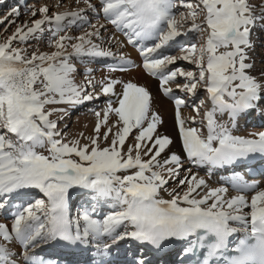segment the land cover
I'll list each match as a JSON object with an SVG mask.
<instances>
[{
    "label": "snow or ice",
    "instance_id": "snow-or-ice-1",
    "mask_svg": "<svg viewBox=\"0 0 264 264\" xmlns=\"http://www.w3.org/2000/svg\"><path fill=\"white\" fill-rule=\"evenodd\" d=\"M81 3L86 7L51 14L47 5L26 8L30 19L17 23L23 7L17 0L0 17L4 31L16 25L0 40V215L13 209L10 226L0 222V264H69L61 255H42L45 247L87 252L88 264H112L113 249L126 240L127 264H153L152 256L176 244V264H264L259 182L234 174L237 194L229 196L228 187H210L184 168L187 160L211 172L264 156V131L234 134L240 116L259 111L264 100V67L253 74L249 55L252 30L264 31V0H76ZM88 11L105 23L91 22ZM73 27L78 35L70 34ZM189 32L200 33L203 43L164 53ZM33 40L51 50L31 48ZM129 45L140 65L123 53ZM101 59L113 61L104 65L108 73L142 66L159 81L174 103L184 156L162 155L173 140L158 131L163 119L149 89L111 74L98 79L91 65ZM177 60L197 71L170 68ZM171 84L192 96L202 87L211 110L197 120L201 100L193 105L196 116L182 118L186 101ZM101 96L107 100L103 115L93 110V133L79 134L85 143L68 139L59 124L69 110ZM225 115L227 122L217 119ZM129 137L134 142L125 148ZM34 191L37 198L25 203ZM76 193L81 202L73 207Z\"/></svg>",
    "mask_w": 264,
    "mask_h": 264
},
{
    "label": "rangeland",
    "instance_id": "rangeland-1",
    "mask_svg": "<svg viewBox=\"0 0 264 264\" xmlns=\"http://www.w3.org/2000/svg\"><path fill=\"white\" fill-rule=\"evenodd\" d=\"M20 2L23 4V7H21V15H20L17 23H23L24 21L30 19L29 16L24 14L26 8H32V7L39 8L42 5H47L49 7V10H50L49 14H51L54 11L55 12H63L66 10L70 11V10H73L75 8L86 7L82 3L79 5L76 4V0H56V1H54V0H51V1L50 0L49 1H46V0H20ZM93 2H96V0H93ZM16 3H17V0H0V17H3L10 10V8L13 7ZM176 11L177 12H180V11L186 12L187 10L183 9V8H178V9H176ZM86 15H87L88 19L93 23H105V21L103 19H98L97 17H95L91 11L86 12ZM36 18H39V16ZM200 18L201 19L203 18V14H201ZM15 26L16 25H13L11 28L8 29V31H4V25H0V40H3L8 35H10L14 31ZM108 28L111 30L112 26L108 25ZM260 32H262L263 33L262 36H264V31L260 30ZM79 33H80L79 28L73 27L70 30V34H72V35H78ZM200 35L201 34L197 33V32H189L186 36L179 37L177 39V42L171 44V46H169V47H166L163 51L165 54L179 55L180 54V51H179V45L180 44L197 43L199 45V44L203 43V40L200 39ZM47 36H48V33L46 32L45 38H47ZM255 38L256 37L253 36V40ZM262 40H264V39H262ZM254 42H255V40H254ZM263 43H264V41H263ZM29 45L31 46V48H35V47L39 46L41 48V50H49V51L51 50V49H46L44 40H40V41L33 40V41L29 42ZM20 46H28V45H20ZM255 47H258L260 50L261 49L264 50V45L260 46L259 44H257V42H256ZM134 49H133V51L137 54V59H138L136 64L140 65L142 63V58L138 55V53H137L138 51L136 49L135 50ZM113 50L116 51L117 49H113ZM253 58H257V57H253ZM111 61H112L111 59H108L107 61L103 59V61L99 60L97 63L91 65L94 69H96L97 72L95 74H96L98 79L103 78L105 75L111 74V75H114L115 78H117V79H123L125 81L130 80L134 83H137L138 85L146 86L154 97V102L152 105L153 110L156 111L162 117L163 122H165V120H168L167 116H169V115H170V119H174V103L170 98L165 97L162 94V92L159 89V81L157 79H153V77L149 76L144 71L142 66L139 68H132L126 73H121V72L108 73L107 68L104 67V65L110 64ZM254 61H255V65L264 66V63H262V61H260V60L259 61L254 60ZM170 68H173V69L180 68L184 71H194V72L197 71L196 66L194 64L189 63L187 61H183V60H177L175 64L170 66ZM80 78L81 77H79V79ZM77 80H78V77H77ZM183 82H184L183 78H181V77L177 78V83H183ZM170 86L173 88V93L175 96L181 97V98L185 99V101H186V104L184 106H182V108H181L182 118H185L186 120H190L192 116H196L197 114L193 110V105H199V102L201 100L204 101V104L200 108V113L197 116V120L202 118L205 112L211 110V108H212L211 102H210V100H208L207 93L202 87H198L196 94L194 96H192V95H185L183 92H181L179 89L176 88V84H171ZM116 90L120 91L119 86H117ZM97 91H99V89H97ZM106 100H107V97L101 96L98 100H94L92 102H86L80 108L75 109L71 118H69V119L66 118L63 121H61L59 124L60 128H61V126H64V125L68 126L70 123L69 127L66 130H63L64 133L67 135V138L68 139L73 138V135L77 133L78 127L81 126V121L83 120V118L84 119H87V118L91 119L92 123L95 125L96 117L94 115L93 110L101 111L105 107V101ZM259 107H260V105H259ZM170 108L173 109V112ZM259 110H261V109H259ZM171 112H172V114H171ZM101 115H103L102 111H101ZM255 115H256V112L255 113L252 112L251 116L255 117ZM241 117H243V115L240 116V118L238 119L239 123H238V127H236V128H238L239 133H237V135H243L245 133L250 134L252 132L257 131V129L259 127L264 128V125L263 126L262 125L261 126L255 125L254 126L253 122L249 123L248 125L242 126L243 123H241V120L243 118L241 119ZM53 119H55V117H53ZM114 119H115L114 116H110L109 123H111ZM190 126H192V125H190ZM194 126L199 127V125H194ZM159 128H160V126H158V131H159ZM104 130L105 129L102 128V131H104ZM204 134H206V131ZM85 136H87V134ZM85 142L86 141L84 140L81 143H85ZM133 142L134 141L132 140V138L129 137L128 141H126L125 148L127 147L128 143H133ZM184 168L185 169L191 168L193 172L198 173V175L200 177H203L204 179L209 175V172H207L206 168H202V167L197 168V167L191 165L190 163H188L187 160H185V162H184ZM184 174L185 173L182 170L181 176H183ZM167 187L169 189H171V188L175 187V185L170 182ZM262 188H264V187H262ZM165 194H167V193H165ZM38 195L39 194L34 191L33 196L25 198V203H27L29 200L37 198ZM79 197H80L79 195H73V198H72L73 207H75L76 204L81 202ZM12 210L13 209L10 207L7 211H5L4 214L0 215V222L5 223V224L10 226V224L12 222V217L9 215V213ZM105 211H107V209ZM124 244H126V242H124ZM15 246H13V247H15ZM13 250H16V247ZM16 251H19V249Z\"/></svg>",
    "mask_w": 264,
    "mask_h": 264
},
{
    "label": "bare ground",
    "instance_id": "bare-ground-1",
    "mask_svg": "<svg viewBox=\"0 0 264 264\" xmlns=\"http://www.w3.org/2000/svg\"><path fill=\"white\" fill-rule=\"evenodd\" d=\"M46 1H49V0H46ZM51 1V0H50ZM54 1H56V0H54ZM41 2V1H40ZM262 32H260V29L259 28H256V29H253L252 30V33H251V37H250V39H251V41L253 42V44H254V46L256 45V42H257V44H259L260 46H262V45H264V43H263V41L264 40H262V39H264V36H262ZM253 36L254 37H256L254 40H255V42H254V40H253ZM121 39H124V37L123 36H121L120 37ZM133 47L132 46H127L126 48H124L122 51L124 52V54L128 57V58H130V59H132L134 62H135V64L137 63V54L133 51ZM261 52V53H260ZM249 55L252 57V59L253 60H260V61H264V50H260L258 47H255V50L254 51H250L249 52ZM259 56V57H258ZM253 57H257V58H253ZM102 61H103V59H101ZM94 66V65H93ZM98 66V65H97ZM96 66V67H97ZM261 67H264V66H259V65H255V70L253 71V74H256V71H258ZM101 68V67H100ZM98 69V68H97ZM97 72V71H96ZM139 73V72H138ZM81 79V78H80ZM78 81H79V77H78ZM264 100H261L260 101V104L259 105H261L260 107L261 108H259V109H261L260 111H258V113H259V115H258V113L255 115V117H252L251 116V114L252 113H247V114H245V115H243V117H241V123H243L242 124V126L243 125H248L249 123H251V122H253L254 124V126L255 125H264V102H263ZM167 102V101H166ZM263 104V105H262ZM81 107V106H80ZM80 107H77V108H80ZM76 108V109H77ZM171 110H172V112H173V109L172 108H170ZM70 111V115L67 117L68 119L69 118H71L72 117V114H73V112L75 111V109L74 110H72V109H70L69 110ZM172 112H171V114H172ZM173 117V116H172ZM167 118H168V120H165V122H163V124L160 126V128H159V132L161 133V134H166V135H168V136H170L171 138H172V140H173V143L169 146V149L166 151V153L165 154H162L163 156H166L167 154H168V152H176V153H178V154H180L181 156H184V153H183V151H182V144H181V141H180V139H179V136H178V131H177V128H176V125H175V121H174V119H170V115L169 116H167ZM217 119L218 120H220V121H223V122H227V115H225V116H223V117H220V116H217ZM256 119V120H255ZM255 120V121H254ZM245 123V124H244ZM69 125H70V123H69ZM69 125L68 126H66V125H64V126H61V129H63V130H66L68 127H69ZM66 126V127H65ZM93 127H94V124L92 123V121H91V119H89V118H87V119H84L83 118V120L81 121V126H79L78 127V130H77V135L76 134H74L73 135V138H71V139H77V138H79V139H81V142H83L84 141V139H82L80 136H79V134L80 133H84V135H91L92 133H93ZM251 129V128H250ZM261 131H264V128H262V127H259L258 129H257V131H255V132H252V133H250V134H255V133H259V132H261ZM69 132V131H68ZM86 132V133H85ZM237 133H239L238 132V128H236L235 130H234V134L235 135H237ZM250 134H243V135H241V136H245V137H250ZM206 135V134H205ZM255 156H257V155H255ZM255 156H251V157H249L248 159H250L251 161L252 160H254L256 157ZM238 166H239V168L240 169H242V168H245L246 167V160H242V161H240V162H238ZM206 167V166H205ZM217 169V168H216ZM215 171V169H212L211 170V172H209V169H208V171L207 172H209V175L205 178L206 179V181L208 182V184H209V186L210 187H219V186H224V187H228L227 185H226V181H225V178H224V176H223V173H221V175H217L218 173H215L214 172ZM254 181H257V182H259V185H260V187L262 188V187H264V175L263 176H260V177H257V179L256 180H254ZM172 187V186H171ZM229 188V187H228ZM74 195H79L78 193H76V194H74ZM161 195L164 197V198H169L168 196H167V194H165V192H162L161 193ZM228 195L229 196H232V195H236L235 193H232L231 191H230V189H229V193H228ZM248 196H249V199H250V197H251V193H249V194H247ZM80 198V200H81V197H79ZM106 210V209H105ZM124 242H126V244H124ZM123 243L121 242V243H119L114 249L116 250V249H118V248H121L122 246H124V247H127L128 248V245L131 243L130 241H124ZM13 246H15V245H13ZM12 246V247H13ZM16 247V250H18L19 249V246L18 245H16L15 246ZM15 247H13V249H15ZM49 250H53L52 248H48V247H45V248H43V249H40L39 251H40V253L41 254H43L44 252H48ZM124 251V250H123ZM125 252V251H124Z\"/></svg>",
    "mask_w": 264,
    "mask_h": 264
}]
</instances>
